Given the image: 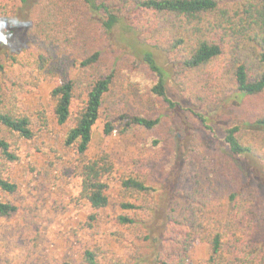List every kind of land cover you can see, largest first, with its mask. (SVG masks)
Masks as SVG:
<instances>
[{
  "label": "trees",
  "instance_id": "trees-1",
  "mask_svg": "<svg viewBox=\"0 0 264 264\" xmlns=\"http://www.w3.org/2000/svg\"><path fill=\"white\" fill-rule=\"evenodd\" d=\"M74 1L80 8L75 34L80 44L76 52L80 71L54 88L50 97L55 102L59 126L75 121L64 143L74 148L84 163L83 191L94 209L110 205L103 179L112 173L113 162L107 152L94 161L85 155L113 85L112 74L101 73L99 65L101 47L111 40L117 25L125 23L142 46L166 54L173 66L169 77L152 53L145 54L144 62L157 77L153 94L171 108L178 104L167 96L169 78L195 115L206 123L213 121L212 115H221L225 104L234 100L246 103L250 115L241 123L222 127L226 149L210 160L211 171L227 177L226 192L214 198L205 191L199 175L190 174L191 166L196 167L194 159L185 156L180 178L183 182L190 180L192 189L177 192L164 211L157 204L152 208L147 205L150 216L146 217L140 214L145 208L137 202L159 193L151 173L124 176L120 184L125 200L120 202L121 214L116 221L135 236V254L126 261L103 263L96 250L87 249L84 264H189L194 243L211 246L206 264H264V200L256 188L246 184L237 163L252 157L264 167V0ZM15 2L0 0V28L9 35L8 44L0 42V159L8 163L18 162L19 156L5 133L16 134L24 141L35 137L34 121L21 106L23 83L13 79L4 65L6 54L17 61L9 51L20 43L25 23L21 11L28 0H20L18 6ZM55 6L53 3L51 7ZM55 14L53 11L50 16ZM46 56L32 54L31 64L45 80H52L59 68L54 57ZM80 87H86V100L73 116V102ZM118 122L127 134L136 128L152 130L160 119L124 114ZM113 131L114 124L108 122L105 134ZM0 191L17 192V185L3 176L1 166ZM16 210L12 204L0 201V216H10Z\"/></svg>",
  "mask_w": 264,
  "mask_h": 264
},
{
  "label": "rangeland",
  "instance_id": "rangeland-1",
  "mask_svg": "<svg viewBox=\"0 0 264 264\" xmlns=\"http://www.w3.org/2000/svg\"><path fill=\"white\" fill-rule=\"evenodd\" d=\"M19 1L14 5L18 6ZM53 3L55 7H51ZM53 11L57 14L50 16ZM79 11L74 0H28L21 11L25 23L20 43L9 51L17 61L6 54L5 68L13 79L23 83L21 106L34 121L35 137L24 141L16 134L5 133L19 161L8 163L0 159L3 176L17 185L13 194L0 191V201L17 208L10 216H0V264H84L83 253L87 249L96 250L103 263L131 259L136 238L117 223L116 217L121 214L120 202L125 200L120 181L133 172L149 171L152 184L159 190L146 201H136L145 208L140 214L146 217L150 216L147 205L152 208L157 204L164 211L177 192L192 189L190 180L183 182L180 178L185 156L194 159L196 167L191 166L190 174L199 175L205 191L217 198L228 190L227 177L212 172L210 160L226 149L222 127L248 119V105L238 100L228 102L221 115H212L213 121L206 123L195 115L169 78L167 96L178 104L171 108L153 94L157 77L144 62L145 54L152 53L169 77L173 66L166 54L142 46L136 33L121 23L113 29L111 40L101 47L99 71L112 74L113 85L85 155L87 160L94 161L105 152L109 154L113 171L103 181L108 186L110 205L101 210L91 206L83 191L84 163L76 150L64 143L75 121L59 126L55 102L50 97L51 91L65 79L79 75L76 52L80 44L75 38ZM32 54L54 57L59 68L57 76L45 80L31 64ZM84 100L86 87H80L73 102V116ZM124 114L160 119V123L152 130L136 128L126 134L118 122ZM108 122L114 124L111 135L105 134ZM237 163L246 184L256 188L264 200V167L252 157ZM210 255V245L194 243L189 264H206Z\"/></svg>",
  "mask_w": 264,
  "mask_h": 264
},
{
  "label": "clouds",
  "instance_id": "clouds-1",
  "mask_svg": "<svg viewBox=\"0 0 264 264\" xmlns=\"http://www.w3.org/2000/svg\"><path fill=\"white\" fill-rule=\"evenodd\" d=\"M0 42H3L4 44L9 43V35L3 28H0Z\"/></svg>",
  "mask_w": 264,
  "mask_h": 264
}]
</instances>
